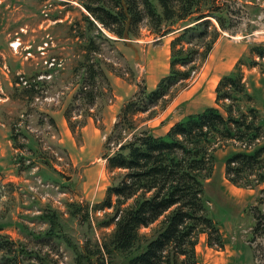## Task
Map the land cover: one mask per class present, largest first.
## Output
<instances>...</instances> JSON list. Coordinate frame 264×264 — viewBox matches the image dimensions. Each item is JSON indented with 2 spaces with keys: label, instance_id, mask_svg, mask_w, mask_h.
I'll return each mask as SVG.
<instances>
[{
  "label": "rangeland",
  "instance_id": "374dc122",
  "mask_svg": "<svg viewBox=\"0 0 264 264\" xmlns=\"http://www.w3.org/2000/svg\"><path fill=\"white\" fill-rule=\"evenodd\" d=\"M201 3L203 12L227 18L229 27L210 18L209 35L217 37L208 57L171 91L166 107L132 116L138 129L162 135L189 114L220 107L216 87L238 63L254 96L242 107H255L264 118V58L252 51L264 48V0ZM85 15L79 0H0V244L8 242L0 247V264H81V256L83 264L125 263L126 256L110 246L114 209L100 207L122 173L108 170L103 159L104 152H114L115 138L111 148L105 145L121 108L144 85L152 91L168 75L171 42L194 25L196 14L164 26L173 30L167 35L152 32L145 21L131 40H119L99 24L89 30ZM100 31L117 41L108 43ZM90 38L99 46L91 52L102 74L94 103L83 98L84 88H91L83 84L85 64L92 63L86 60ZM127 130H120L125 140L134 132ZM241 142L223 141L215 150L205 197L224 246L209 245L203 234L197 264H264V183L236 186L226 177V159L242 150ZM259 146L264 134L254 142ZM257 222L261 230L255 232ZM156 224L140 233L151 238Z\"/></svg>",
  "mask_w": 264,
  "mask_h": 264
},
{
  "label": "trees",
  "instance_id": "16d2710c",
  "mask_svg": "<svg viewBox=\"0 0 264 264\" xmlns=\"http://www.w3.org/2000/svg\"><path fill=\"white\" fill-rule=\"evenodd\" d=\"M79 2L89 14L84 17L89 30L97 29L99 24L119 40L138 38L145 21L152 32L167 35L173 30L163 31L164 26L196 14L194 25L184 28L171 42L168 75L152 91L144 85L135 96L138 98H132L119 112L121 119L108 136L109 144L105 145L107 150L111 148V140L115 138L116 144L111 148L114 152H104L103 159L107 161L108 170L122 173L107 188L100 207L114 209L110 223H115V228L110 246L126 256L124 264H197L196 248L203 234L207 235L209 245L224 246L221 230L209 214L205 197V183L214 172L215 150L221 142L243 143L241 151L226 159V177L232 184L248 187L264 183V146L254 148V142L264 134V118L255 107H242L254 96L246 90L241 64L224 74L216 87V103L220 107L208 106L201 112L189 114L162 135L150 128L138 129L131 118L155 106H167L166 97L192 77L201 65L198 59L204 62L213 48L217 35H209L213 25L210 18H215L222 29L229 27L227 18L211 9L203 12L202 0ZM224 12L229 14L227 8ZM102 37L108 43L117 41L103 32ZM196 40L201 44H194ZM87 47L86 60L92 63L85 64L88 73L83 84L91 88H84L83 93L87 94L83 98L94 103L101 95L97 85L102 75L97 66L100 67L101 62L92 59L95 58L92 52L99 50L94 39H88ZM252 51L264 58L263 46H254ZM249 63L257 65L251 58ZM125 127L134 131L127 140L120 132ZM71 128L75 132L72 123ZM154 224L156 229L151 238L140 233L142 228ZM260 230L257 222L255 232ZM6 245L8 242H3L0 247ZM82 260L84 256H81V264Z\"/></svg>",
  "mask_w": 264,
  "mask_h": 264
}]
</instances>
